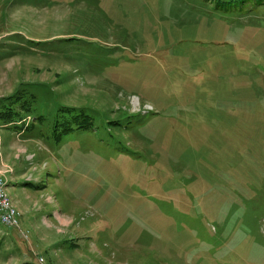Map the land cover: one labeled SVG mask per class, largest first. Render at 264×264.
Instances as JSON below:
<instances>
[{"label": "rangeland", "instance_id": "374dc122", "mask_svg": "<svg viewBox=\"0 0 264 264\" xmlns=\"http://www.w3.org/2000/svg\"><path fill=\"white\" fill-rule=\"evenodd\" d=\"M24 88L73 126H0V264H264V3L0 0Z\"/></svg>", "mask_w": 264, "mask_h": 264}, {"label": "trees", "instance_id": "16d2710c", "mask_svg": "<svg viewBox=\"0 0 264 264\" xmlns=\"http://www.w3.org/2000/svg\"><path fill=\"white\" fill-rule=\"evenodd\" d=\"M229 2H236L239 5H243L244 3H252L255 5H260L264 3V0H228ZM36 94L33 92H28L27 90L20 89L17 90L16 94L5 98L0 101V126H7L9 128L14 129H24L30 130L33 127V123L29 122L30 117H35V109L38 105V101H36ZM61 108H59V111ZM64 110V108L62 109ZM36 119L38 124L44 125L47 130L53 131L55 136H58L59 130L63 129L65 131H70L73 125H69L70 123L67 120H55L47 119L43 115H37ZM75 122L73 128H80L82 126H86L89 124L88 118H82L81 120H77L76 116H74ZM63 133H61L62 135ZM19 264H36L31 261H21Z\"/></svg>", "mask_w": 264, "mask_h": 264}, {"label": "built area", "instance_id": "2783aa9c", "mask_svg": "<svg viewBox=\"0 0 264 264\" xmlns=\"http://www.w3.org/2000/svg\"><path fill=\"white\" fill-rule=\"evenodd\" d=\"M4 186V182H0V222L5 226L17 227L19 213L10 206ZM39 262L42 263V258H39Z\"/></svg>", "mask_w": 264, "mask_h": 264}]
</instances>
